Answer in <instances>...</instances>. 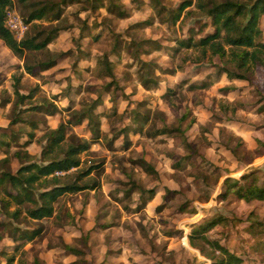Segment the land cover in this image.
<instances>
[{"label":"rangeland","instance_id":"obj_1","mask_svg":"<svg viewBox=\"0 0 264 264\" xmlns=\"http://www.w3.org/2000/svg\"><path fill=\"white\" fill-rule=\"evenodd\" d=\"M45 1L29 2L36 7ZM186 1L115 0L125 12L120 15L109 10V0L99 8L68 0L56 7L59 16L53 11L27 26L28 7L14 0L6 22L16 38L61 29L48 45L55 63L37 65L47 51L29 56L36 65L30 73L0 39V140L16 138L0 149V160L8 153L5 167L16 172L21 161L15 152L40 159L44 132L68 122L67 132L86 138L90 147L80 153L79 169L59 174L61 182L97 187L64 194L51 217L32 220L21 212L17 221L5 215V202L10 212L16 205L0 189V251L13 257L9 263L0 255V264H33L34 257L40 264H211V247L202 238L190 242L189 234L197 232L244 257L242 264H264V202L222 197L225 178L241 179L247 168L264 186V68L248 72L251 82L231 80L221 74L217 56L199 60V48L181 45L191 35L215 31L196 0L181 9ZM15 80L21 93L33 91L31 104L16 103ZM227 86L238 89L224 91ZM43 102L50 105L30 109ZM51 104L58 111L46 115ZM85 111L94 121L76 122ZM211 220L216 224L210 226Z\"/></svg>","mask_w":264,"mask_h":264},{"label":"trees","instance_id":"obj_2","mask_svg":"<svg viewBox=\"0 0 264 264\" xmlns=\"http://www.w3.org/2000/svg\"><path fill=\"white\" fill-rule=\"evenodd\" d=\"M29 1L30 0H20L22 4L28 7V10L24 13V15H27L25 23L28 26L29 23L33 22L34 25L37 26L34 21L47 17L48 14L53 13V11H55L54 17L59 16L56 12V7L67 3L68 0H62L60 4L54 0H46L36 7H34V4H30ZM89 1L94 3L97 8L104 4V0ZM109 2L110 6L114 7L113 9L109 8L110 11H117L120 15H125V12L115 0H109ZM191 2L192 0L184 2L181 9L190 5ZM13 4L14 0H0V39L15 56L24 59V67L27 72H33L36 66L29 62V56H37L41 53H46V51V58L44 60H36V63L42 67L52 66L56 59L53 58L48 45L53 41L61 28L52 27L48 31L38 30L37 34L35 33V35L31 36L27 35V31L21 39H18L6 22L7 10L13 7ZM195 6L202 15L210 19L211 25L215 28V31L210 34L201 35V37L197 39L191 35L187 39H182L179 43L186 47L196 46L199 48V60L207 57L208 54H210V57L217 56L221 60V63H223L220 68L221 74L225 73L231 80L236 78L251 82L252 77L248 72L256 66H262L264 68V29L261 25L262 19L264 18V0H196ZM42 35L45 36L42 38ZM193 41L194 43L192 44ZM103 63L107 68L108 75L112 76L113 73L111 72L110 60L105 57ZM224 63H232L237 70H231L230 67L224 66ZM19 83V80L13 82L16 103L31 104L33 91L28 94L21 93ZM232 88L233 86H227L223 89L227 91ZM44 103L45 102L30 106V109L35 112L42 111V105H44ZM48 105L50 104H46V107H48ZM51 105H53V108H46V115H53L58 111L57 106L54 104ZM240 108L245 109V105ZM236 111H239V108H237ZM237 115H239V113H237ZM84 119H88L89 123H92L94 121L93 112H83L81 116L76 119V122H82ZM18 121L19 118L17 115L11 120L10 124ZM68 124L70 123H61L58 127L49 128L44 132L46 143L42 146L40 159L34 160L35 156L29 154L27 151L24 156L20 151L15 152L13 155L21 161V166L16 172H13L9 166L5 167V165L10 163L8 153H5V157L0 160V164L2 165L0 167V189L7 196L11 197L16 205V208L10 212L8 211L9 202L6 200L7 202L3 205L5 215L7 214L17 221L21 216V212H24V214L32 220H42L53 216L55 212L54 203L64 194L79 192L87 188L95 189V187H97V183L81 184L77 182H61L62 176L59 174L66 173L72 169H79L82 163L80 153L87 151L90 147L89 141L86 138H81L76 134H69L67 132ZM158 132L162 134L164 130H158ZM180 132L184 133L181 129ZM3 135L7 134L4 133ZM33 136L34 134L32 132L27 134V137H29L28 141H31L30 137L32 138ZM8 137L10 138V134ZM12 139L16 141V138ZM12 139L0 140V149L9 146V141H13ZM260 149L261 148L257 146L255 153H260ZM234 150L235 149H232L230 151L233 152ZM253 158L254 157H252L251 160H253ZM22 162H28V164H23ZM143 165L150 167L151 171L157 173L155 168L147 161L143 160ZM98 166L99 165L95 166V168ZM92 168H94V166H90V168L84 172L81 171L79 178L88 175ZM220 176L219 174L218 178ZM88 177H90L89 179H94L93 176ZM241 177V179H233L231 176L225 178V191L222 197L226 198L227 195L231 193L236 199L245 202L254 200L264 201V186L259 184V179L255 171L247 172ZM150 191L154 190L151 189ZM163 206L164 204L161 205V208H163ZM216 222L217 220H211L210 226L216 224ZM39 231L40 229L37 228L28 239L33 238ZM199 233L200 232L189 234L190 242L194 243L195 239L202 238V240L211 247L212 251L209 254L212 259L211 264H242L244 257L237 253L230 252L220 240L208 238L206 235L202 236ZM24 235L25 234H22L20 237L24 238ZM17 240L18 238L13 237L15 243ZM19 245L20 244L14 246V249L18 250ZM63 247L74 254L79 255L81 253V251L69 244H64ZM201 250L204 251L203 248H201ZM216 251L220 253L216 254ZM5 252V250L0 251V255L3 256L7 262L11 263L13 257L7 256ZM20 264L27 263L21 261ZM33 264H40L38 257H34Z\"/></svg>","mask_w":264,"mask_h":264},{"label":"crops","instance_id":"obj_3","mask_svg":"<svg viewBox=\"0 0 264 264\" xmlns=\"http://www.w3.org/2000/svg\"><path fill=\"white\" fill-rule=\"evenodd\" d=\"M234 85H236L235 83H234ZM236 89H238L237 87L235 88V89H232V90H236ZM243 112H245L244 111V109H241ZM235 121V120H234ZM235 122H238V123H240V124H242V121L239 119V120H237V121H235ZM233 155V154H232ZM254 170V168H247V170H244V173H247V172H249V171H253ZM229 171H232V170H230L229 169ZM229 171H227V170H225V172H226V175L227 174H230V172ZM235 172V171H234ZM242 175V174H241ZM229 176V175H228ZM236 177V176H235ZM237 178H239V177H237ZM254 202H264V201H257V200H254V201H251V202H246V203H254Z\"/></svg>","mask_w":264,"mask_h":264}]
</instances>
